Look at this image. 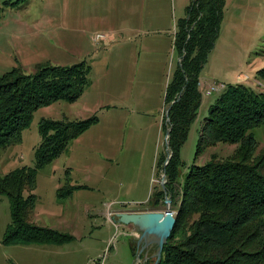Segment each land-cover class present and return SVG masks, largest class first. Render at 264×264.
Instances as JSON below:
<instances>
[{
	"label": "rangeland",
	"instance_id": "1",
	"mask_svg": "<svg viewBox=\"0 0 264 264\" xmlns=\"http://www.w3.org/2000/svg\"><path fill=\"white\" fill-rule=\"evenodd\" d=\"M7 1L18 0H0V76L13 69L30 76L40 66L83 61L91 73L77 101H58L34 112L22 141L1 152L0 176L34 166L42 121L75 122L97 116L99 122L38 171L33 190L38 202L32 220L74 240L61 245H4L11 212L9 199L0 195V264H96L102 258L105 264H135L139 232L114 217L132 212L126 210H148L147 203L167 181L164 166L171 151L170 131L162 128L169 113L165 95L180 61L174 46L176 27L187 18L194 0H111V5L104 0L106 7H94V0H25L14 7L4 6ZM110 20L114 39L106 31ZM129 28L140 30L133 35L141 37L143 52L140 40L131 44L127 32L120 31ZM263 68L264 0H225L216 43L199 82L202 106L180 154L181 182L191 165L224 160L238 150V143H218L196 157L202 121L228 85L242 84L264 93V79L257 74ZM254 135L258 155L264 149V125ZM163 153L167 160L160 165ZM69 181L89 189H79L72 199H58L57 188ZM166 198L172 201L171 196ZM170 207L175 215L172 202ZM158 211H166V204ZM143 257L144 253L141 261Z\"/></svg>",
	"mask_w": 264,
	"mask_h": 264
},
{
	"label": "trees",
	"instance_id": "2",
	"mask_svg": "<svg viewBox=\"0 0 264 264\" xmlns=\"http://www.w3.org/2000/svg\"><path fill=\"white\" fill-rule=\"evenodd\" d=\"M23 1H7L4 6ZM224 6L225 0H194L187 18L176 27L174 46L180 61L167 85L169 113L162 125L165 132L170 131L171 158L164 166L167 181L147 203L148 210L141 211H156L167 196L172 198L176 223L159 264H264V149L256 155L259 143L254 135L264 125L263 92L242 84L228 85L202 121L196 157L218 143L240 146L230 158L191 165L181 182L180 154L202 106L199 82L216 43ZM90 73L91 66L83 61L73 66H40L30 76L19 69L0 76V154L22 141L35 111L58 101H77L89 84ZM257 74L264 79V68ZM96 122L97 116L75 122L42 121L34 166L24 165L0 176V195L9 199L11 212L4 245H61L74 240L32 220L38 202L33 190L38 171ZM166 160L163 153L160 165ZM81 188L68 184L57 194L67 198ZM131 250L135 254L134 244ZM154 262L149 259L145 264Z\"/></svg>",
	"mask_w": 264,
	"mask_h": 264
},
{
	"label": "water",
	"instance_id": "3",
	"mask_svg": "<svg viewBox=\"0 0 264 264\" xmlns=\"http://www.w3.org/2000/svg\"><path fill=\"white\" fill-rule=\"evenodd\" d=\"M169 131L167 132V135ZM171 200L166 198V211L155 212H120L116 213L114 219L124 226L132 225L139 232L135 264H145L149 259H155L154 264H159L162 259L164 246L168 243L176 218L171 210ZM150 248H154V253L148 256ZM144 253L143 260L142 254ZM141 261V262H140Z\"/></svg>",
	"mask_w": 264,
	"mask_h": 264
},
{
	"label": "crops",
	"instance_id": "4",
	"mask_svg": "<svg viewBox=\"0 0 264 264\" xmlns=\"http://www.w3.org/2000/svg\"><path fill=\"white\" fill-rule=\"evenodd\" d=\"M103 1L104 0H94L93 1V6L94 7H98V6H100V7H106L105 5H103ZM111 0H109L108 2H110ZM153 4V3H152ZM110 5H111V2H110ZM143 5L145 6V7H148V2H143ZM141 17H143V15L141 16ZM158 16L157 15H154V18H157ZM106 18H103V20H105ZM149 19V16L145 13L144 14V18H142V20L144 21V23H146L147 22V20ZM102 20V21H103ZM105 22H106V20H105ZM108 23V25H107V28H106V31L108 32V34L110 35V38H113L114 36H112L111 35V20L110 21H108L107 22ZM139 29H141V28H139ZM120 31H125V32H127L126 34H128V38H127V41H129V43H134L135 41H138V40H140V46H139V51H140V53L141 52H143V48H142V45L144 44L143 43V41H142V39H141V37H139V38H137V34L136 35H133V32H140V30H136V28H134V29H132V28H129V30H127V29H125V30H120ZM143 31V30H142ZM141 31V32H142ZM113 33H116V31H112ZM143 33V32H142ZM141 34V33H140ZM114 39V38H113ZM147 54L148 55H153V53H151V51H149V52H147ZM201 80H202V78H201ZM163 109V108H162ZM161 109V110H162ZM80 162H83L82 160L80 161ZM83 167V166H82ZM71 173V172H70ZM69 173V174H70ZM62 182H63V180H62V178H59V180H58V184L59 185H61L62 184ZM73 183V182H72ZM71 183V181H69V182H66V183H64L63 185H68V184H70V185H73V186H81L82 188H88L89 189V187L88 186H84V185H80V184H72ZM60 188H62V187H60ZM57 190H59V188H57ZM79 192V190H76V191H74V193L70 196V197H68V198H73V196H75V194L76 193H78ZM57 197H58V194H57ZM58 199H63V198H60V197H58ZM126 211H133V210H126ZM120 212V211H119ZM36 223V222H35Z\"/></svg>",
	"mask_w": 264,
	"mask_h": 264
},
{
	"label": "built area",
	"instance_id": "5",
	"mask_svg": "<svg viewBox=\"0 0 264 264\" xmlns=\"http://www.w3.org/2000/svg\"><path fill=\"white\" fill-rule=\"evenodd\" d=\"M111 220V219H110ZM96 264H105V258H102V260H98L95 262Z\"/></svg>",
	"mask_w": 264,
	"mask_h": 264
},
{
	"label": "flooded vegetation",
	"instance_id": "6",
	"mask_svg": "<svg viewBox=\"0 0 264 264\" xmlns=\"http://www.w3.org/2000/svg\"><path fill=\"white\" fill-rule=\"evenodd\" d=\"M136 243H137V241H136ZM154 248H150V250H149V252H148V254H150L149 256H151L154 252Z\"/></svg>",
	"mask_w": 264,
	"mask_h": 264
}]
</instances>
